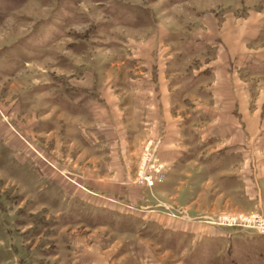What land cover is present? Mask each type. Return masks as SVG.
Here are the masks:
<instances>
[{"label":"rangeland","instance_id":"1","mask_svg":"<svg viewBox=\"0 0 264 264\" xmlns=\"http://www.w3.org/2000/svg\"><path fill=\"white\" fill-rule=\"evenodd\" d=\"M263 208L264 0H0V264H264Z\"/></svg>","mask_w":264,"mask_h":264},{"label":"built area","instance_id":"2","mask_svg":"<svg viewBox=\"0 0 264 264\" xmlns=\"http://www.w3.org/2000/svg\"><path fill=\"white\" fill-rule=\"evenodd\" d=\"M162 165L158 159L154 157L150 149L145 150V154L141 162L140 179L143 183L152 185L156 175L160 172ZM227 224L238 233H251L258 236H264V208L260 213H253L249 216H239L238 218H223L218 225ZM224 225V226H227Z\"/></svg>","mask_w":264,"mask_h":264}]
</instances>
